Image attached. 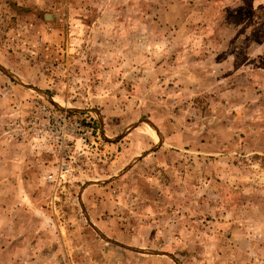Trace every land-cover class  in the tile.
<instances>
[{"label":"rangeland","instance_id":"1","mask_svg":"<svg viewBox=\"0 0 264 264\" xmlns=\"http://www.w3.org/2000/svg\"><path fill=\"white\" fill-rule=\"evenodd\" d=\"M0 264H264V0H0Z\"/></svg>","mask_w":264,"mask_h":264},{"label":"built area","instance_id":"2","mask_svg":"<svg viewBox=\"0 0 264 264\" xmlns=\"http://www.w3.org/2000/svg\"><path fill=\"white\" fill-rule=\"evenodd\" d=\"M40 109H41V111H43L45 113L46 119L49 120L50 118H53L52 112L50 110H48L46 107L42 106ZM61 121L63 122L64 125L68 124L70 127H73L75 130L82 131L81 125L78 124L76 121L72 122L67 117H63L61 119ZM70 136H73L71 132L67 133V135L64 136V139H67Z\"/></svg>","mask_w":264,"mask_h":264}]
</instances>
